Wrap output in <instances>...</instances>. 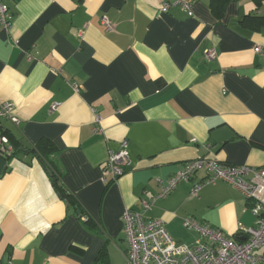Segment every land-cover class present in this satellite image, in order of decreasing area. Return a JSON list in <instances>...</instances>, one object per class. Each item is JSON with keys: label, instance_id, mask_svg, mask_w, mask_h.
I'll return each instance as SVG.
<instances>
[{"label": "crops", "instance_id": "crops-1", "mask_svg": "<svg viewBox=\"0 0 264 264\" xmlns=\"http://www.w3.org/2000/svg\"><path fill=\"white\" fill-rule=\"evenodd\" d=\"M167 2L6 0L0 105L20 124L0 119L17 150L0 156V264H127L126 209L188 246L200 238L188 218L236 241L255 226L226 181L191 197L204 171L143 208L191 160L264 167V2L233 1L221 19L210 0H194L193 16ZM123 140L132 166L111 181L105 163ZM42 141L71 205L35 151Z\"/></svg>", "mask_w": 264, "mask_h": 264}, {"label": "built area", "instance_id": "built-area-1", "mask_svg": "<svg viewBox=\"0 0 264 264\" xmlns=\"http://www.w3.org/2000/svg\"><path fill=\"white\" fill-rule=\"evenodd\" d=\"M193 2L194 0H171L165 4L164 9L180 6L189 16H193ZM13 18L6 0H0V27L8 30ZM103 19L106 26L112 29L109 19ZM255 51L260 52L261 48H256ZM214 57L215 52L210 51L209 58ZM75 89L77 90V86ZM52 108L56 109L57 104ZM14 112L13 104L0 105V119L6 118L18 126L20 119ZM100 121L101 118L96 115V122ZM13 153L14 147L10 140L6 136H0V156L10 158ZM131 166L129 142L123 140L117 151L110 152L104 168L110 173L111 181H116ZM200 171L205 172V178L192 187L191 197H197L207 185L219 180L226 181L247 199L256 219L255 226L242 229L244 240L236 241L217 228L188 218L184 221V226L196 231L200 237L195 246H188L178 244L162 220L148 221L143 214L126 209L122 219L130 246L127 264H264V167L224 165L213 158L191 160L162 185L159 194L143 200L144 210H151L156 200L168 197L180 184L191 181ZM104 181L107 182L106 179Z\"/></svg>", "mask_w": 264, "mask_h": 264}, {"label": "trees", "instance_id": "trees-1", "mask_svg": "<svg viewBox=\"0 0 264 264\" xmlns=\"http://www.w3.org/2000/svg\"><path fill=\"white\" fill-rule=\"evenodd\" d=\"M233 1L236 0H210V8L212 10V13L214 16L218 19H221L225 13L226 7ZM258 5L264 2V0H255ZM54 147L48 143L47 141H42L36 148L35 151L37 152V155L39 156L42 163L46 166V168L49 170L52 179L54 180V185L59 191L60 196L63 199H66L70 205L72 203L71 197L72 195L65 190L64 188L60 187L59 180L61 177V171L56 166L55 162L52 160L51 154L54 151ZM16 148L14 147V153L11 155V157H14L16 155Z\"/></svg>", "mask_w": 264, "mask_h": 264}]
</instances>
